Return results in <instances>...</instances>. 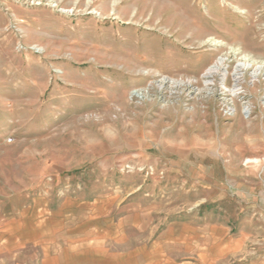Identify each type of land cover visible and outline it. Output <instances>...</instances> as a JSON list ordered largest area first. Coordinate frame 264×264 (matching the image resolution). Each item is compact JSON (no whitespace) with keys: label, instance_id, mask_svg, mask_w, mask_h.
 <instances>
[{"label":"rangeland","instance_id":"rangeland-1","mask_svg":"<svg viewBox=\"0 0 264 264\" xmlns=\"http://www.w3.org/2000/svg\"><path fill=\"white\" fill-rule=\"evenodd\" d=\"M245 55L264 0H0V264H264Z\"/></svg>","mask_w":264,"mask_h":264},{"label":"bare ground","instance_id":"bare-ground-1","mask_svg":"<svg viewBox=\"0 0 264 264\" xmlns=\"http://www.w3.org/2000/svg\"><path fill=\"white\" fill-rule=\"evenodd\" d=\"M210 43L212 44H215V43H218L215 39H209L208 40ZM249 56V55H248ZM251 57V56H250ZM247 56L245 55L244 56V61L242 62H238V64L236 65V67L234 68V72H233V79L234 80V85L231 87V88H227V84L226 82L224 81L225 80V74H226V71H227V63H226V57L224 56H221L220 59L217 60V62L212 65L208 70L207 72L204 74V78H206V80L204 81L205 84L207 85L206 87H211V85L214 84V77L217 76V75H222V83L219 87H221L219 90H220V93L222 94H226L227 91L230 92V94H236L237 91L239 90L238 86H239V82L242 81L243 79V73H245V70L248 71L249 68L253 67L252 68V74L254 77L260 75V74H264V62H256L254 61L253 63H247ZM229 60V59H228ZM255 60V59H254ZM245 76V75H244ZM169 81V79H168ZM172 83L174 82H177L176 84H181L182 82L181 81H175V80H171ZM188 84H190V81L187 82ZM214 86V85H213ZM208 87V88H209ZM212 90V89H210ZM245 113L247 112H250L249 110L245 109L244 111ZM254 162H258V160H254Z\"/></svg>","mask_w":264,"mask_h":264},{"label":"built area","instance_id":"built-area-1","mask_svg":"<svg viewBox=\"0 0 264 264\" xmlns=\"http://www.w3.org/2000/svg\"><path fill=\"white\" fill-rule=\"evenodd\" d=\"M234 81V80H233ZM234 85V84H233ZM227 93H230V92H228L227 91ZM226 93V94H227ZM246 107V109L247 110H249L250 111V107H249V105H246L245 106ZM226 111H227V113H232V112H235L236 111V108H235V106H234V103H232V102H228L227 104H226ZM251 112V111H250ZM250 112H247V113H250Z\"/></svg>","mask_w":264,"mask_h":264}]
</instances>
